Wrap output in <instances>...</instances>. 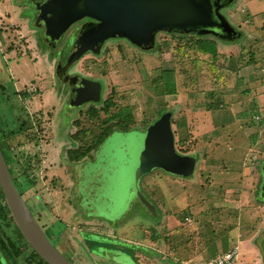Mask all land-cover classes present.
<instances>
[{
  "label": "rangeland",
  "instance_id": "374dc122",
  "mask_svg": "<svg viewBox=\"0 0 264 264\" xmlns=\"http://www.w3.org/2000/svg\"><path fill=\"white\" fill-rule=\"evenodd\" d=\"M26 3L0 0V128L10 136V167L17 187L53 244L75 264H176L174 257L181 258L180 253H172L165 239L171 233L170 225H179V219L197 226L194 219L191 224L182 219L188 211L221 217L229 227L240 221L242 229L263 244L264 128L252 122L253 109L239 115L236 106L222 103L225 97L218 90L212 92L217 86H231L232 77L223 72L221 78L217 72L223 65L195 48L198 39L227 43L226 39L160 32L151 50L135 47L127 39L108 41L100 53H87L70 70L101 82L100 101L73 108L68 105V88L64 89L55 74L56 63L64 62L73 41H62L57 48L42 41L33 10L29 9L30 19L23 14ZM231 4L220 11L239 34L237 39H228V44L264 41V33H258L263 35L261 40L253 39L264 23V0H248L246 13L241 0ZM248 31L250 35H245ZM252 46L247 56L249 51L257 54L259 46ZM23 86L31 91L30 96L13 93ZM186 106L189 115L183 110ZM128 115L130 129H118L117 123ZM193 128L199 135L191 134ZM109 129L113 130L99 143L98 137ZM194 137L202 141L183 144ZM248 141L257 148L254 152L260 151L257 156L249 154L253 160L246 158V148L238 146ZM177 144L182 145L179 151L186 147L194 154L217 148L219 155L209 159L225 153L228 160H206L200 165L197 155L196 160L183 156ZM89 148L88 155L76 158ZM241 152H245L243 158L237 159ZM86 164L89 172H99L83 188L101 183H105L102 189L125 186L129 177L137 175L121 217L106 218L85 205L86 197L81 199L80 173ZM183 189L190 194L186 201L194 204L185 211L176 206L174 215L168 208ZM209 224L214 237L204 244L203 260L216 258L239 242L236 231H217L214 221ZM188 231L183 230V235L190 236L191 243L196 241ZM7 232L14 235L11 228ZM137 246L157 249L158 257L149 254L150 249L143 252L149 258ZM23 247L19 264H26L31 252L25 242ZM259 256L264 258L263 253ZM119 258L126 260L120 263ZM198 258L195 255L192 260Z\"/></svg>",
  "mask_w": 264,
  "mask_h": 264
},
{
  "label": "water",
  "instance_id": "95a60500",
  "mask_svg": "<svg viewBox=\"0 0 264 264\" xmlns=\"http://www.w3.org/2000/svg\"><path fill=\"white\" fill-rule=\"evenodd\" d=\"M233 0H227L226 3ZM225 0H68L65 4L54 3L53 12L61 10L59 15L50 18L48 31L55 32L61 38L72 21L84 16H92L102 21L96 29L86 31L83 38L88 41H77L67 67L80 57L85 50L100 51L104 41H90L89 39L104 40L110 37L121 36L144 50H151L156 43L158 32L213 34L223 39H237L238 33L229 21L219 12ZM84 32V31H83ZM60 41H50L55 47ZM86 87L93 94L82 98L80 103L101 99L99 84L83 79ZM99 171H91L87 177L94 182ZM92 173V176H91ZM94 174V175H93ZM128 179V178H127ZM134 174L129 177L125 186L104 187L105 183L94 186L82 185L81 190L85 204L92 205L95 211L104 213L106 218L117 219L125 209L132 190ZM87 181V180H86ZM91 185V184H90ZM0 187L9 207L10 213L21 233L29 245L48 264H75L68 259L52 242L47 233L36 221L27 207L6 162L0 146ZM264 190V186H263ZM133 197V195H132ZM84 204V202H83Z\"/></svg>",
  "mask_w": 264,
  "mask_h": 264
},
{
  "label": "crops",
  "instance_id": "0c3cea01",
  "mask_svg": "<svg viewBox=\"0 0 264 264\" xmlns=\"http://www.w3.org/2000/svg\"><path fill=\"white\" fill-rule=\"evenodd\" d=\"M247 1L248 0H241V2H243V8H242L243 13H246L248 11V9L246 7ZM248 21L249 20H247V22ZM262 24H263L262 28L260 29V31L257 29V31L255 32L256 37L253 39H255V40H258L260 38L262 39L263 35L262 36L258 35V33H264V23H262ZM249 32L250 31H248V33L246 32L244 34L250 35ZM215 42H216L217 49H218V55L216 58L217 64L221 63L223 65L220 68V70L217 72V74L219 72H221V73H219L221 78L224 77L223 72H225V74H227V77L229 75H231L232 84H231V86H226L223 88H219V86H217L216 88H213L212 92H214V94H215V93H217L216 90H218V94H221L223 96L222 97L223 99L225 97V100L222 103H227L229 105L236 106V109L240 110L239 115L245 114L248 109L249 110L253 109L254 111L252 112L253 113L252 122L254 124L260 126L261 129H262V127L264 128V41H243L240 43L234 42V45L228 44V42L227 43H223L220 41H215ZM240 44H242V45H240ZM252 45L259 46L256 50L257 54L255 55V52H254L253 53L254 55H251V51H249V54L247 56L245 54V52L247 53L248 49L253 48ZM257 69H259V70L257 71ZM24 87L25 86H23L22 88H24ZM239 97H240V99H239ZM221 106L224 107V104H221ZM186 108H187V106H186ZM186 108H183V110L185 111V113L187 115H189L190 112L188 111V108H187V110H186ZM207 108H209V107H207ZM179 113H183V112L180 111ZM192 124H194V121L192 122ZM190 126H191V124H190ZM208 126H210V128H209V131H210L212 128L211 127V121L208 122ZM193 129H192L193 131L191 133L192 135H193V132L195 131V128H193ZM175 132L177 133V129H175ZM195 132H196V134L199 135V132H197V131H195ZM246 133L249 134V132H246ZM194 140L200 141L201 139L199 137L198 138L194 137L192 139H189V140L183 142V144L190 143ZM176 141L178 143L182 144V142H180L179 140H176ZM215 144H219V143L215 142ZM178 145L179 144L176 145V149L178 148ZM179 146H182V145H179ZM238 146H239V149H241V150H244V148L247 149V150L245 149L247 151L246 158L249 157V159L251 158V160H253L254 158L250 157V155H249L250 153H255V155L257 156L258 155L257 153L260 152V151L254 152V149H257V148L256 147L254 148L251 145L250 141H248L247 143L246 142L240 143V144H238ZM182 148L185 149L184 152H181L178 149H177V151L180 154H182L183 156H190L192 158L193 157L195 158L197 155L196 158H197V160H200V165H201L202 161L206 162V160H215V159L220 160L221 158H223V160H222L223 162H224V160H228L226 158V155H224L225 153L223 155H221V153H220L221 157L209 159L212 156L219 155L218 154L219 151H217L218 150L217 148H214L211 151L208 150L209 148L203 149L202 152L200 149L199 154H194L195 152L190 151V150L186 151V149H188L186 147H182ZM204 150H205V152H204ZM203 153H205V154H203ZM244 153L245 152H241L240 155L237 154V159L243 158ZM196 158H195V160H196ZM196 164H197V161H196ZM243 166H244V164H243ZM190 177L192 178V176H190ZM205 190H206V187H205ZM170 196L174 197L173 194H171ZM180 196L181 197H178V195H177L175 198V202H174V200H172V205L168 208V210L173 212V214L175 213V207L176 206H180L185 211V210H188L187 209L188 207L191 209L192 205L194 204L192 201H191V203L190 202L188 203L186 201V198H188V196H190V194L186 193L185 190L183 192L180 191ZM178 198H179V200H178ZM220 200H222V199H220ZM209 201H210V205L213 206L214 203L212 202V200L209 199ZM211 206H209V207H211ZM186 213H187V215H186ZM186 213H184L182 219L183 220H185V219L189 220L190 224L192 223V221L194 219L196 221L197 226L190 227L189 223H186V222L182 223V221L179 219L180 230H176L177 227L179 226L178 224L170 225L168 230H170L171 233H169V235H166V239H165V240H167L168 248L171 250L172 253H174V254L180 253L181 258H179V257L177 258V257L173 256L175 258L174 260H175L176 264H190V263L196 262L198 260H202V259H200V257H201L200 254L202 253L201 251L205 252L204 244L207 242V240H209V237H211V239L214 237V235L210 236V230H212L213 225L210 228L209 220H212L216 223V230L217 231L219 230V231L224 232L226 230V233H227V232H229V230H232V231L237 232L239 242H238V245L236 247H238L239 252H240L239 264H254V263H256L257 260L260 262V264H264V258L259 256L260 253H263V255H264V252L262 250V244L257 242L256 236H254V235L252 236V234H250L248 231H245L244 229H242V227L238 224L240 221L237 224L235 223L234 225L233 224L230 225V227H229V222L228 221L224 222L221 217L216 219L214 217L209 218L208 216L203 217V215L199 216V215H196L195 213H192L190 211H188ZM158 215H160V213H158ZM192 215H194V217ZM236 219H237V217H236ZM159 220H160V217L157 219V222ZM158 226L156 227V229L158 228ZM208 227H209V230H207ZM116 230L119 231L120 229H118L116 227ZM183 230H186V231L189 230L188 232L190 234H192L194 236V238H196V241H193L191 243L190 242L191 237L187 236L185 234L183 235ZM152 232H153V230H152ZM129 242H131V241H129ZM131 245H133V244H131ZM137 248L142 253L150 251V249H152V251H150L149 254H151L153 257H158L157 256L158 255L157 249L156 250H154L153 248L148 249V248H146V246H137ZM143 254H145V253H143ZM145 255H147V254H145ZM195 255H198L199 258L196 260H192V258ZM168 260H169V258H168Z\"/></svg>",
  "mask_w": 264,
  "mask_h": 264
},
{
  "label": "flooded vegetation",
  "instance_id": "af4514ba",
  "mask_svg": "<svg viewBox=\"0 0 264 264\" xmlns=\"http://www.w3.org/2000/svg\"><path fill=\"white\" fill-rule=\"evenodd\" d=\"M58 1L62 2L63 4L68 2V0H27V3H26L27 9L23 11V14H24L25 17H29V19H30L32 17V15H30L29 9L33 10L34 13H33V17L32 18H34V21H35V23L37 25V28L41 30L42 41H46L51 48L59 47V45H61L62 41H73L72 45L70 46V48L68 50L67 55L65 56L64 62L63 63L62 62L56 63V65H55V74H56L57 79L60 81V83H62L64 85V89L66 87L68 88V105L73 107V108H75V107L79 108V107H81L83 105H86L88 103H96V102H98V101L90 100V101H87V102H84V103H80L81 99L83 97L87 98V97H91L93 95L91 93V90L89 89V87L88 88L86 87L87 83L85 84L83 79L99 84V86L101 88L100 95H101V92H102V85H101L100 81H96L94 79H91L90 77H87V76H84V75H81V74H78V73H71L70 72L71 68L78 61H80L87 53H89V52H92L93 54L100 53L101 50L103 49V47L105 46V44L108 41L117 40V39H127L128 41H130V40L128 38L121 37V36L110 37V38H107V39H104V40H100L98 38L89 39L90 41H104V43L102 44V47L100 48V51H94L92 49H87V50H85V52L80 57H78L75 61H73L67 67L66 65L68 64L69 58L71 56V53H72L77 41H88V39L86 40V38H83L84 37L83 34L86 31H89L90 29L98 28V26L101 25L102 21L97 19V18H95V17H92V16H84L82 18L81 17L77 18V20L72 21L71 25L63 33L62 37L61 38H57V34H55V32H49L48 31V29H49L48 24L52 23L50 18H52L55 15L54 12H53V9H54L53 5H54L55 2H58ZM233 1L229 2V3H226L227 0H225V3L223 5V7L219 9V12L221 11V9H224V8L229 7L230 5H232L231 3H233ZM222 2H223V0H222ZM60 11L61 10H58V9L56 10L55 18L57 17V15H59ZM161 32H166V31H161ZM158 33H160V32H158ZM158 33H157V35H158ZM169 33H175V32H169ZM211 35H213V34H211ZM156 38H157V36H156ZM50 41H60V42L59 43L57 42L55 47H54L53 45H51ZM131 44H133L135 47H138V48L142 49L141 47L137 46L133 42H131ZM58 88L59 87L56 86V89H58ZM30 92H31L30 90H28V89H26L24 87V88H21V89H16L13 93L14 94H18V95L26 94V97H27V96H30V95H28V93L30 94ZM88 166H89V164H86L83 167V169H82V171L80 173L81 181L79 183V194L81 195V199L82 200L84 198V195L81 192V187L85 183V181L87 180V177L85 178V177H83V175H84L86 170H88L87 173L89 175V170L90 169H87ZM263 186H264V164L262 165V185H261V197L264 200ZM88 206L91 209L93 208L92 205H88ZM262 245L264 246V241H263ZM130 248H132V247L130 246ZM64 255L66 256V254H64ZM124 260H126V259L125 258L124 259L123 258H119V262L120 263H122Z\"/></svg>",
  "mask_w": 264,
  "mask_h": 264
},
{
  "label": "trees",
  "instance_id": "16d2710c",
  "mask_svg": "<svg viewBox=\"0 0 264 264\" xmlns=\"http://www.w3.org/2000/svg\"><path fill=\"white\" fill-rule=\"evenodd\" d=\"M238 38V37H237ZM225 42H230L228 39L225 40ZM196 45V51L204 53V54H211L214 61L217 58L218 55V49L215 41H208L206 39H198L195 41ZM112 105L109 103V106ZM95 113V112H94ZM130 123L131 117L130 115L125 116V119L117 123L118 129L123 130H129L130 129ZM24 130L23 126H21V131ZM113 130V129H111ZM106 130L100 137H98L99 143L104 140V138L110 134L111 131ZM0 137H1V149L3 151V154L5 156L6 162L10 168V151L9 146L7 143V138L10 136H7L5 132L0 128ZM92 149L89 148L85 152H81V154L77 155V159H82ZM11 174L15 180L14 174L11 171ZM16 183V182H15ZM17 185V184H16ZM0 199L2 203H0V264H19L17 258L21 256L24 253V242L31 248V252L29 253L28 257L25 259L26 264H48L44 259L29 245V243L24 238L23 234L21 233L20 229L16 225L14 218L12 217L9 207L5 201L4 194L2 192V189L0 187ZM2 222L5 223V225H2ZM11 228L13 234H9L7 230Z\"/></svg>",
  "mask_w": 264,
  "mask_h": 264
},
{
  "label": "built area",
  "instance_id": "2783aa9c",
  "mask_svg": "<svg viewBox=\"0 0 264 264\" xmlns=\"http://www.w3.org/2000/svg\"><path fill=\"white\" fill-rule=\"evenodd\" d=\"M240 252L238 247L228 250L210 260H198L190 264H239Z\"/></svg>",
  "mask_w": 264,
  "mask_h": 264
}]
</instances>
